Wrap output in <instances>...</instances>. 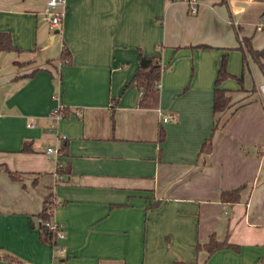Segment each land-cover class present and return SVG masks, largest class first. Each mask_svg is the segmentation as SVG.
<instances>
[{
  "label": "crops",
  "instance_id": "0c3cea01",
  "mask_svg": "<svg viewBox=\"0 0 264 264\" xmlns=\"http://www.w3.org/2000/svg\"><path fill=\"white\" fill-rule=\"evenodd\" d=\"M48 1L0 0V33L16 48L0 52V264L55 263L39 218L51 194L59 264H264V74L239 50L244 38L264 49V1L197 0L192 15L172 0H66L57 28ZM142 55L162 65L149 107L132 84ZM226 56L235 105L215 114ZM63 143L66 156L47 154ZM243 185L239 203L221 201ZM212 236L232 246L198 250Z\"/></svg>",
  "mask_w": 264,
  "mask_h": 264
},
{
  "label": "trees",
  "instance_id": "16d2710c",
  "mask_svg": "<svg viewBox=\"0 0 264 264\" xmlns=\"http://www.w3.org/2000/svg\"><path fill=\"white\" fill-rule=\"evenodd\" d=\"M264 1V0H260ZM16 48L14 47L11 39V35L9 33H0V52L2 51H15ZM239 50L243 53V62L246 64L248 61V57L250 56L252 60L260 67L264 74V49L262 50H255L252 46V39L251 38H244L239 46ZM60 60L66 64H70L72 62V57L70 50L64 46L61 53ZM159 55H152V56H144L142 55L139 60V68L132 79V84H136L141 92L140 97V106L142 107H149L154 106L158 103L159 92H160V81L162 75V65L160 61ZM229 78H237L229 73L227 68V56L223 58L218 75L215 82V90H214V100H213V111L215 114L224 113L231 109L235 104L233 102L232 96L229 95L227 89L222 87V84L228 80ZM238 79L242 89H243V79L239 77ZM255 92V89L252 91ZM68 108L64 107L62 113L65 117L67 115ZM219 123H216L211 131V134L208 138L205 139L201 148V154H208L212 151V142L215 132L217 131ZM166 140V131L161 128L159 132V143H163ZM31 148L29 146H25L23 148V152L30 151ZM61 155L66 156V146H61L60 149ZM7 173L9 174L10 178L14 181H23V177L19 172L12 171L10 169H6ZM56 174L60 180L66 174H70V170H67V167L64 163L58 162L56 167ZM34 185L38 184V180H34ZM244 185L235 189L223 191L221 194V201L224 204L228 205H235L241 201V192L244 189ZM54 199L51 195H48L44 201V208L42 212L39 214L40 220L43 221H51L54 214ZM41 224V223H40ZM41 232H42V241L44 243H48L52 246L57 244L58 232L53 231L50 228L45 227L44 225H40ZM232 246L229 245L226 241L219 242L215 236H212L210 241L205 245H198V250H202L203 248L209 253L213 254L215 251L219 250L220 248ZM234 247V246H233ZM238 248V246H235Z\"/></svg>",
  "mask_w": 264,
  "mask_h": 264
},
{
  "label": "built area",
  "instance_id": "2783aa9c",
  "mask_svg": "<svg viewBox=\"0 0 264 264\" xmlns=\"http://www.w3.org/2000/svg\"><path fill=\"white\" fill-rule=\"evenodd\" d=\"M172 1L185 2L188 4L190 14L196 15L198 13L200 3L197 0H172ZM65 2L66 0H49L48 1L46 13L51 18V24L53 28H57L61 24L62 19L64 18ZM257 30L258 31L264 30V18H262L261 21L258 23ZM262 91H264V87H262ZM64 107L65 106L61 104L58 106L57 109L54 110L52 117L55 123H57L59 120H61L64 117L62 113ZM164 121L167 122L168 118H164ZM58 139L62 143L66 140V137L58 135ZM60 149H61L60 145H58L55 148H49L47 149V154L49 155L54 154L56 157H59L61 154ZM53 218L51 221L40 220V223L44 225L45 227L58 232L57 244L53 246V250H54L53 259L55 262L54 264H59V260L62 257L61 255L63 254V248L58 244V241L59 239L64 237V233L61 229V226Z\"/></svg>",
  "mask_w": 264,
  "mask_h": 264
},
{
  "label": "rangeland",
  "instance_id": "374dc122",
  "mask_svg": "<svg viewBox=\"0 0 264 264\" xmlns=\"http://www.w3.org/2000/svg\"><path fill=\"white\" fill-rule=\"evenodd\" d=\"M260 21H261V18H259V21L257 23H259ZM257 23H255V25H257ZM250 36L253 37V34H251ZM257 40L258 41L264 40V33L259 34L258 37H257ZM50 148H55V147L53 146V147H50Z\"/></svg>",
  "mask_w": 264,
  "mask_h": 264
}]
</instances>
